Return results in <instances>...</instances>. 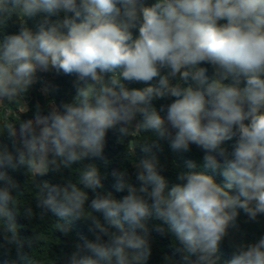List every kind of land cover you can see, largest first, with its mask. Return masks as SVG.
<instances>
[{"label": "clouds", "instance_id": "1", "mask_svg": "<svg viewBox=\"0 0 264 264\" xmlns=\"http://www.w3.org/2000/svg\"><path fill=\"white\" fill-rule=\"evenodd\" d=\"M52 71L75 77L71 102H51L46 115L37 105L34 119L0 130L11 141L0 139V249L18 245L34 264L44 237L21 241L16 217L51 213L56 230L82 221L91 234L63 264H144L154 231L170 235L184 264H220L225 241L226 264H264V234L237 238L239 210L251 222L264 215V0H0V103L17 105L38 72ZM160 100L169 102L158 109ZM118 123L121 138L151 134L130 153L144 154L130 160L132 173L111 172L119 198L102 191L106 174L89 162L103 159ZM162 141L173 153L202 149L200 170L189 160L170 184L153 151ZM6 169L24 170L23 190ZM49 173L60 182L37 179ZM30 177L38 213L21 199Z\"/></svg>", "mask_w": 264, "mask_h": 264}, {"label": "trees", "instance_id": "2", "mask_svg": "<svg viewBox=\"0 0 264 264\" xmlns=\"http://www.w3.org/2000/svg\"><path fill=\"white\" fill-rule=\"evenodd\" d=\"M153 0H146V3L151 4ZM35 27V25H31ZM8 34H12L17 31L16 26H11L6 29ZM208 68V75H212V69L209 65H201ZM37 77L43 80V75L39 74ZM75 77L65 76L63 74H56L55 71L51 72L49 83H48V94L44 95L41 91H35L33 96L29 99L26 104V109L20 112V108L23 107V103H18L17 105H12L13 109L7 115L0 117V130H2L3 124L5 122H18L19 120L24 121L28 119H34V113L36 111V106L39 105L41 108V114L46 115L50 107L51 102H55L57 105L61 102H71L72 97L75 94V89L73 87V81ZM143 84H129L128 87H143ZM169 101L160 100L156 101L155 105L159 109L161 104L167 103ZM161 115H166V113H161ZM19 129V124L16 125ZM121 124H117L113 129H111L105 139V148L103 159L94 158L89 162L96 163L102 174H106L102 183L104 184V189L102 191H112L114 195L119 198L124 193L115 192L113 187L114 179L111 177V172L113 170H122L127 168L130 173H132L131 159L138 161L143 157V153L139 148L135 150V155L130 156L133 147L136 142L149 137V133H140L132 135L131 137L121 138L119 129ZM4 143L11 145V141L5 136L3 138ZM129 139H131L129 141ZM129 141V143H128ZM236 138L234 137L230 141L225 142V146L231 150L232 145L235 143ZM191 151L187 153H173L168 145L167 141H162L157 148L153 151L157 153L161 162L166 165L165 170L162 172L171 183L178 182L176 176L178 171H187L186 162L189 160H195L197 162V169L200 170L199 165L202 163L203 150L197 148L195 145H191ZM175 163L178 167H173ZM8 175L15 179L20 185L21 190H23V185L25 184L27 177L24 174V170L13 171L11 169H6ZM64 180L71 178L74 180V176L68 170L63 173ZM132 182L139 183L135 180L134 174L132 175ZM40 181H49L50 183L60 182V178L49 173L45 176L37 177ZM217 181H221L222 178L217 174ZM31 177L29 178V184L25 186L22 196V201L25 204H30L35 212H39L36 208L33 197L35 191L30 185ZM90 199L92 198V193L89 190ZM90 202V201H89ZM101 221L103 217L97 214ZM16 222L19 226L18 235L21 241H26L33 234V231L39 232L43 235L44 241H41L31 252V256L34 264H63L64 257L70 255L73 250V245L78 242L81 236H88L91 238V234L88 232V226L82 221H74L70 226V231L64 234L56 230V223H58L57 218L53 214L49 213L44 221H41L37 216L32 221H29L22 215L16 217ZM151 223V222H150ZM237 223L239 224L240 231L237 233V238H243L246 241L253 242L259 238L261 234H264V215L258 216L256 222H251L248 220V216L239 210V216L237 218ZM152 255L144 262V264H164V256H169L175 262V264H184L182 259V254L177 252L172 244L170 235H161L155 231L152 233ZM18 245H13L10 251H5L0 249V264H28L27 260L21 259L17 253ZM23 253L30 255V250L27 243L23 244ZM218 255L221 257L220 264H226L227 261L231 259L232 249L228 242L225 241L220 245Z\"/></svg>", "mask_w": 264, "mask_h": 264}, {"label": "rangeland", "instance_id": "3", "mask_svg": "<svg viewBox=\"0 0 264 264\" xmlns=\"http://www.w3.org/2000/svg\"><path fill=\"white\" fill-rule=\"evenodd\" d=\"M42 74L43 75V80H40L37 77V81L35 84H33L30 89L28 90V92L24 95L23 100L21 101V103H23V105L26 106L27 102L29 101V99L33 96L34 92L36 91H41L42 94L47 95L48 94V83H49V79H50V75L51 72L49 73H40L38 72L37 75ZM13 109L12 105H4L2 103H0V117L1 116H5L7 115L9 112H11ZM25 109L24 107L20 108V112H23ZM121 127H123V124H121ZM137 132L133 133L132 135L136 134ZM19 138V136H18Z\"/></svg>", "mask_w": 264, "mask_h": 264}]
</instances>
